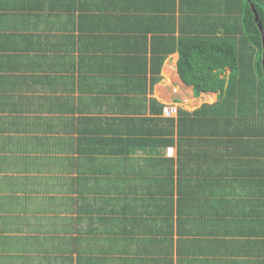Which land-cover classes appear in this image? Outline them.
Instances as JSON below:
<instances>
[{"label":"trees","instance_id":"obj_1","mask_svg":"<svg viewBox=\"0 0 264 264\" xmlns=\"http://www.w3.org/2000/svg\"><path fill=\"white\" fill-rule=\"evenodd\" d=\"M148 24L152 81L177 53L217 101L164 118L154 100L142 129L90 132L79 151L102 158L74 177L49 142L5 138L0 264H264V0L155 1Z\"/></svg>","mask_w":264,"mask_h":264},{"label":"crops","instance_id":"obj_2","mask_svg":"<svg viewBox=\"0 0 264 264\" xmlns=\"http://www.w3.org/2000/svg\"><path fill=\"white\" fill-rule=\"evenodd\" d=\"M155 1L171 0H0V147L12 136L30 148L32 138L36 156L49 142L73 158L64 175L74 177L85 157L102 158L79 151L90 132L140 130L154 100L187 110L193 90L179 79L177 53L152 81L153 35L144 28Z\"/></svg>","mask_w":264,"mask_h":264},{"label":"built area","instance_id":"obj_3","mask_svg":"<svg viewBox=\"0 0 264 264\" xmlns=\"http://www.w3.org/2000/svg\"><path fill=\"white\" fill-rule=\"evenodd\" d=\"M171 92L175 93L176 89H172ZM178 106L170 104V105H164L162 108V116L164 118H174L177 114ZM165 156L167 158H171L174 156V150L173 148H167L165 152Z\"/></svg>","mask_w":264,"mask_h":264},{"label":"rangeland","instance_id":"obj_4","mask_svg":"<svg viewBox=\"0 0 264 264\" xmlns=\"http://www.w3.org/2000/svg\"><path fill=\"white\" fill-rule=\"evenodd\" d=\"M167 76L169 77L170 75L167 74ZM203 96H207V95H203ZM200 98L199 97L198 98H194V97L193 98L192 97L191 98H188L189 99L188 103L187 104H184V105H186V107H188L187 110L193 111L195 108L197 109L201 104L211 105V104H209V102H210L209 99L203 100L204 97H202L201 99ZM179 107H184V106L181 104V105H179Z\"/></svg>","mask_w":264,"mask_h":264},{"label":"water","instance_id":"obj_5","mask_svg":"<svg viewBox=\"0 0 264 264\" xmlns=\"http://www.w3.org/2000/svg\"><path fill=\"white\" fill-rule=\"evenodd\" d=\"M253 9V8H252ZM253 13H254V16H255V21H258V18H257V16H256V14H255V11L253 10ZM258 28L260 29V30H262L261 29V25L258 23Z\"/></svg>","mask_w":264,"mask_h":264}]
</instances>
